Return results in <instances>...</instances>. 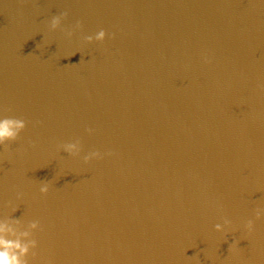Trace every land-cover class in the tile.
<instances>
[{"label": "water", "instance_id": "95a60500", "mask_svg": "<svg viewBox=\"0 0 264 264\" xmlns=\"http://www.w3.org/2000/svg\"><path fill=\"white\" fill-rule=\"evenodd\" d=\"M262 84L264 0H0V221L29 264H264Z\"/></svg>", "mask_w": 264, "mask_h": 264}, {"label": "clouds", "instance_id": "9594fccd", "mask_svg": "<svg viewBox=\"0 0 264 264\" xmlns=\"http://www.w3.org/2000/svg\"><path fill=\"white\" fill-rule=\"evenodd\" d=\"M67 16V12L54 15L50 21L49 29L51 31L61 30L67 38L71 39L75 31L81 30L83 25L82 22L77 21L71 29H63L61 27L62 21L67 19ZM107 35L105 30L100 29L95 35L84 36L83 40L88 44L94 41L102 43ZM204 62L211 63V60L205 56ZM259 87L264 92V84ZM27 123L25 119L18 117L0 118V146L6 149L10 142H15L27 127ZM86 131L91 134L93 129L88 128ZM61 149L72 157H79L82 151L81 141L77 138L74 142L61 143L58 145V151ZM104 155L99 150H93L83 156V162L88 164L94 159H103ZM106 155L112 156L114 153L107 152ZM39 191L41 195L46 196L49 192V185L43 183ZM22 196V193L17 192L16 198L18 200ZM262 218H264V208H257L255 210V219L260 220ZM8 219L16 223L21 221L20 218L14 216L8 217ZM244 227L248 234H251L254 231V221L252 219L247 220ZM214 229L216 232H225L226 229H232V222L227 217H222V223L215 224ZM41 230L42 227L38 220L29 221L27 228L19 232L7 221H0V264H29V257L35 258L37 255L35 250L38 248V241L34 238V233Z\"/></svg>", "mask_w": 264, "mask_h": 264}]
</instances>
